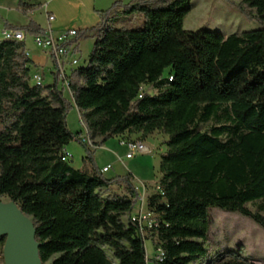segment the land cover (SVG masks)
<instances>
[{
    "label": "trees",
    "instance_id": "obj_1",
    "mask_svg": "<svg viewBox=\"0 0 264 264\" xmlns=\"http://www.w3.org/2000/svg\"><path fill=\"white\" fill-rule=\"evenodd\" d=\"M191 4L117 0L101 11L75 40L94 43L88 64L67 76L72 100L58 72L34 83L26 42L0 41V199L33 218L43 264H147V239L164 252L155 264L201 263L209 257L210 207L264 228V0L240 3L262 27L229 35L184 29ZM137 14L143 27H116ZM7 28L44 32L34 20ZM73 107L94 147L69 129ZM157 131L168 136L161 190L147 200L158 224L143 234L132 218L133 175L106 176L92 148ZM73 140L87 148L83 168L64 160ZM115 186L125 194L112 196ZM4 245L0 237V255ZM215 264L264 263L236 255Z\"/></svg>",
    "mask_w": 264,
    "mask_h": 264
},
{
    "label": "rangeland",
    "instance_id": "obj_2",
    "mask_svg": "<svg viewBox=\"0 0 264 264\" xmlns=\"http://www.w3.org/2000/svg\"><path fill=\"white\" fill-rule=\"evenodd\" d=\"M117 0H0V41L6 40L3 30L8 29L7 24L23 26L28 19L34 20L39 25L48 26L46 4L50 11L59 17V23L66 27H91L95 19L100 17V12L108 9ZM128 2L130 0H124ZM241 0H192L191 9L184 18L183 27L186 30H211L229 35L249 31L262 27L254 13H248L240 7ZM55 24V23H54ZM144 17L140 14L122 16L116 23L118 28L136 29L143 27ZM84 29V28H81ZM82 58L79 65L86 66L93 48V39H81ZM27 48L33 57L46 70L52 71L45 78L51 80L56 66L52 58L33 42V36L27 35ZM47 54V56L45 55ZM80 56V54H79ZM71 67H68V72ZM33 72H37L35 68ZM40 71V70H39ZM51 76V78H50ZM44 83H48L47 80ZM65 96L72 100L68 90ZM68 127L74 133H80L81 137L87 136V129L82 115L76 107H73L67 117ZM210 124H203L201 128L207 129ZM126 137L113 138L105 146L92 148V154L99 166L109 164L110 170L106 176L126 175L131 173L134 177L135 187H147L146 195L149 197L157 190L161 174L159 164L161 155L166 151L165 140L168 136L162 132H154L145 141L148 152L137 154L134 158H127V148L120 144V140H140V134H125ZM89 146V145H88ZM90 148V147H89ZM69 159L76 168H83V157L87 155V148L80 141L73 140L68 146ZM110 194L123 195L124 188L115 186ZM1 202H8L4 196ZM252 211H256V204H249ZM209 214L211 225L209 231V257L198 264H215L224 258L238 255L247 260L264 263V228L252 219L238 212L223 211L217 207H210ZM264 214V213H263ZM127 220V217L124 218ZM149 255H153L154 246L150 239L145 241ZM110 257L116 263L112 253ZM0 264H6L4 254L0 255ZM45 264H51L48 261Z\"/></svg>",
    "mask_w": 264,
    "mask_h": 264
},
{
    "label": "built area",
    "instance_id": "obj_3",
    "mask_svg": "<svg viewBox=\"0 0 264 264\" xmlns=\"http://www.w3.org/2000/svg\"><path fill=\"white\" fill-rule=\"evenodd\" d=\"M46 13L48 27L44 28V32L33 36V42L52 58L56 66V72H58L60 78L64 80V86L66 90L70 92L67 76L74 68L79 66L81 61L79 52H75V44L77 43L75 40L78 36L79 30L76 28H68L55 33L51 27V24L56 20V16L54 14H50L47 11V4ZM2 32L6 40L26 42L27 35L23 30L4 29ZM68 67H71L69 72L67 71ZM33 81L36 84H43V75L40 72L34 73ZM81 138L84 143L88 144L90 147H94V142L88 136ZM120 141L121 145L127 148L128 152L126 157L129 159L134 158L137 154L148 152L145 141L135 139ZM69 157L70 153L67 152L64 160H68ZM110 168V165L106 166L102 169V172L106 173L110 170ZM136 189L139 192V197L136 200L132 218L138 223L141 232L146 234L148 229H152L153 227L157 226L158 221L154 212L149 210L147 207V187L143 184L141 188L136 187ZM157 190H161L160 186L157 187ZM146 252L148 260L147 264H155L156 261L163 260L164 252L161 248L155 249L153 255H149V251L146 247Z\"/></svg>",
    "mask_w": 264,
    "mask_h": 264
},
{
    "label": "water",
    "instance_id": "obj_4",
    "mask_svg": "<svg viewBox=\"0 0 264 264\" xmlns=\"http://www.w3.org/2000/svg\"><path fill=\"white\" fill-rule=\"evenodd\" d=\"M0 237H5L6 264H43L33 218L10 199L0 200Z\"/></svg>",
    "mask_w": 264,
    "mask_h": 264
},
{
    "label": "crops",
    "instance_id": "obj_5",
    "mask_svg": "<svg viewBox=\"0 0 264 264\" xmlns=\"http://www.w3.org/2000/svg\"><path fill=\"white\" fill-rule=\"evenodd\" d=\"M53 1V0H52ZM47 11L50 13V14H54L55 16H56V20L51 24V27H52V29H53V31L55 32V33H58V32H60V31H63V30H65V29H68V28H76V29H81V28H89V27H66L65 26V24H62V23H59V17L54 13V12H52V11H50V9H49V4L47 3ZM94 17H95V19H94V21H93V25H95L96 23H98L99 21H100V17L99 16H97V15H94ZM30 20L31 19H28L27 20V23H25L24 25H26V24H28L29 22H30ZM48 21V20H47ZM48 23V22H47ZM55 23V24H54ZM93 25H90L91 27L93 26ZM43 27H44V25H42ZM48 27V26H47ZM46 28V27H45ZM81 43H82V41H77V43L75 44V52H79V54H80V56H81V58H82V54H81ZM27 52H28V55H29V57L32 59V61H33V65H34V67L33 68H35V70H38L37 72H40L42 75H43V78H44V80L46 79L45 77L47 76V75H50V73L52 72L51 70H50V72L49 73H46V70H45V68L40 64V63H38V61L35 59V57H33L32 56V54H31V52H30V49L29 48H27ZM46 56H47V54H45ZM48 57V56H47ZM40 70V71H39ZM54 77V76H53ZM53 77L51 78V76H50V78H51V80L49 79V80H47L49 83L50 82H52L53 81ZM70 93V92H69ZM71 94V93H70ZM125 137H126V135H124ZM116 138H118V140L119 139H121L122 137L121 136H117ZM146 141V140H145ZM108 142H106L105 143V145L107 144ZM121 144V143H120ZM104 145V146H105ZM125 147V146H124ZM98 165V164H97ZM99 166V165H98ZM106 166H109V164H105V165H103L102 167L101 166H99V168H101V169H103L104 167H106ZM112 177V176H111Z\"/></svg>",
    "mask_w": 264,
    "mask_h": 264
}]
</instances>
